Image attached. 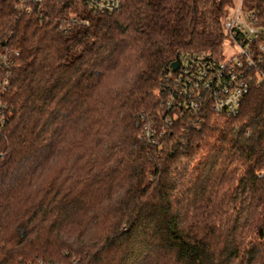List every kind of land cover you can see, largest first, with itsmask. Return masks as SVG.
I'll return each instance as SVG.
<instances>
[{
	"label": "trees",
	"instance_id": "16d2710c",
	"mask_svg": "<svg viewBox=\"0 0 264 264\" xmlns=\"http://www.w3.org/2000/svg\"><path fill=\"white\" fill-rule=\"evenodd\" d=\"M232 1L0 0V264H264V87L202 128L162 92L181 55L222 56Z\"/></svg>",
	"mask_w": 264,
	"mask_h": 264
},
{
	"label": "built area",
	"instance_id": "2783aa9c",
	"mask_svg": "<svg viewBox=\"0 0 264 264\" xmlns=\"http://www.w3.org/2000/svg\"><path fill=\"white\" fill-rule=\"evenodd\" d=\"M127 0H83L96 14H112L121 10ZM246 0H233L223 22L227 37L222 56L212 53H190L180 56L178 69L166 73L163 93L167 94V108L186 118L188 126L202 128L209 113L219 117L237 118L242 105L253 88L264 87V25ZM43 0H19L17 10L30 12L31 4ZM72 23H77L73 18ZM86 24V21H82ZM229 50L230 57L225 52ZM233 53V55H232ZM18 55V53H16ZM232 55V56H231ZM176 118L160 116L156 121H143L144 137L159 144L166 129L172 128Z\"/></svg>",
	"mask_w": 264,
	"mask_h": 264
},
{
	"label": "water",
	"instance_id": "95a60500",
	"mask_svg": "<svg viewBox=\"0 0 264 264\" xmlns=\"http://www.w3.org/2000/svg\"><path fill=\"white\" fill-rule=\"evenodd\" d=\"M172 69H173L174 71H176V70L178 69V63H177V62H174V63L172 64Z\"/></svg>",
	"mask_w": 264,
	"mask_h": 264
},
{
	"label": "rangeland",
	"instance_id": "374dc122",
	"mask_svg": "<svg viewBox=\"0 0 264 264\" xmlns=\"http://www.w3.org/2000/svg\"><path fill=\"white\" fill-rule=\"evenodd\" d=\"M230 53H231V52H230L229 50H227V51L225 52L226 57H230V56H229ZM232 55H233V53H232ZM232 55H231V56H232Z\"/></svg>",
	"mask_w": 264,
	"mask_h": 264
}]
</instances>
